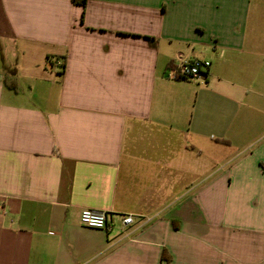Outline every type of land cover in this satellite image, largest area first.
<instances>
[{"label": "crops", "instance_id": "1", "mask_svg": "<svg viewBox=\"0 0 264 264\" xmlns=\"http://www.w3.org/2000/svg\"><path fill=\"white\" fill-rule=\"evenodd\" d=\"M0 264H264V0H0Z\"/></svg>", "mask_w": 264, "mask_h": 264}, {"label": "built area", "instance_id": "2", "mask_svg": "<svg viewBox=\"0 0 264 264\" xmlns=\"http://www.w3.org/2000/svg\"><path fill=\"white\" fill-rule=\"evenodd\" d=\"M54 64L61 69L66 67L65 61L62 59L55 60ZM210 66V61L201 59H196L193 61H182L178 66V70L173 72L172 78L203 80L207 77ZM80 222L82 225L89 228L108 231L112 230V226L108 222L107 212H94L92 210L86 209L80 214ZM134 222L135 218L132 214L126 215L123 218L124 226H131L134 224Z\"/></svg>", "mask_w": 264, "mask_h": 264}, {"label": "trees", "instance_id": "3", "mask_svg": "<svg viewBox=\"0 0 264 264\" xmlns=\"http://www.w3.org/2000/svg\"><path fill=\"white\" fill-rule=\"evenodd\" d=\"M87 1L88 0H72L73 4L75 5H80V6H83L85 7L87 5ZM170 68H172L174 71L178 70V67H174L173 64L170 65ZM13 74V73H12ZM6 84L8 86H10V88H13V89H16V85L14 84V82H9L7 79H6Z\"/></svg>", "mask_w": 264, "mask_h": 264}, {"label": "rangeland", "instance_id": "4", "mask_svg": "<svg viewBox=\"0 0 264 264\" xmlns=\"http://www.w3.org/2000/svg\"><path fill=\"white\" fill-rule=\"evenodd\" d=\"M2 39V38H1Z\"/></svg>", "mask_w": 264, "mask_h": 264}]
</instances>
